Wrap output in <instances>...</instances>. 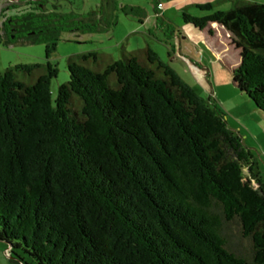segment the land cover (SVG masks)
Returning <instances> with one entry per match:
<instances>
[{
	"label": "trees",
	"instance_id": "1",
	"mask_svg": "<svg viewBox=\"0 0 264 264\" xmlns=\"http://www.w3.org/2000/svg\"><path fill=\"white\" fill-rule=\"evenodd\" d=\"M1 1L26 9L0 31L44 44L46 59L64 32H107L117 11L145 17L122 0L81 15ZM195 7L203 15L184 22L228 33L231 82L264 122V2ZM67 72L53 97L48 61L0 71V245L11 261L264 264V174L209 96L148 46L118 60L76 55Z\"/></svg>",
	"mask_w": 264,
	"mask_h": 264
},
{
	"label": "rangeland",
	"instance_id": "2",
	"mask_svg": "<svg viewBox=\"0 0 264 264\" xmlns=\"http://www.w3.org/2000/svg\"><path fill=\"white\" fill-rule=\"evenodd\" d=\"M232 0H122L121 4L139 6L145 11L142 22L133 16L116 12L115 23L103 33L78 34L64 32L56 43L55 51L45 58L44 44H31L23 38L11 37L10 31H0V71L9 65L45 63L56 65L57 76L50 82L54 97L59 85L68 79V59L87 52H98L113 60L122 53H131L150 47L163 62H169L178 75L202 97H210L224 112L227 125L239 133L246 146L258 158L257 148L264 145V122L246 97L240 95L231 82L229 68L236 65V54L226 48L228 33L217 25L209 36L190 23H185L183 14L201 17L204 12L195 5L213 3L215 9H227ZM264 2V0H248ZM100 0H46L47 11L60 14H84L95 10ZM161 7L158 6V3ZM157 3V5H156ZM155 6V7H154ZM8 3L0 0V24L4 17L24 11L7 9ZM8 37V39L4 38ZM11 37V38H10ZM257 146V148H256ZM260 152V150H259ZM246 173V171H245ZM254 184V183H253ZM0 264H16L9 259V251H2Z\"/></svg>",
	"mask_w": 264,
	"mask_h": 264
},
{
	"label": "crops",
	"instance_id": "3",
	"mask_svg": "<svg viewBox=\"0 0 264 264\" xmlns=\"http://www.w3.org/2000/svg\"><path fill=\"white\" fill-rule=\"evenodd\" d=\"M256 148H257V146H256ZM257 150H258L257 155H259V157L258 158L256 157V158H257L258 162L260 163V167H261L263 174H264V145L259 144V147L257 148ZM259 150H260V152H259Z\"/></svg>",
	"mask_w": 264,
	"mask_h": 264
},
{
	"label": "built area",
	"instance_id": "4",
	"mask_svg": "<svg viewBox=\"0 0 264 264\" xmlns=\"http://www.w3.org/2000/svg\"><path fill=\"white\" fill-rule=\"evenodd\" d=\"M158 6H159V7H161V4H160V3H158Z\"/></svg>",
	"mask_w": 264,
	"mask_h": 264
}]
</instances>
